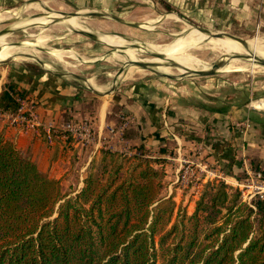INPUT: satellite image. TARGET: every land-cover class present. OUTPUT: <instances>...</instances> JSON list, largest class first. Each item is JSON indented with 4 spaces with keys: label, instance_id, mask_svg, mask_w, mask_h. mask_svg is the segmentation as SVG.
<instances>
[{
    "label": "trees",
    "instance_id": "trees-1",
    "mask_svg": "<svg viewBox=\"0 0 264 264\" xmlns=\"http://www.w3.org/2000/svg\"><path fill=\"white\" fill-rule=\"evenodd\" d=\"M17 87L1 89L0 110L17 109ZM137 149L126 168V153L104 150L99 173L66 198L0 134V264H264V198L247 203L223 180L206 181L194 211L173 220L154 166L164 158Z\"/></svg>",
    "mask_w": 264,
    "mask_h": 264
},
{
    "label": "crops",
    "instance_id": "crops-1",
    "mask_svg": "<svg viewBox=\"0 0 264 264\" xmlns=\"http://www.w3.org/2000/svg\"><path fill=\"white\" fill-rule=\"evenodd\" d=\"M163 1L186 18L218 26L229 25L235 19L248 25L256 16H264V0ZM121 2L116 8L121 9ZM67 23L85 28L77 20ZM68 76L47 69L33 72L17 67L2 78L4 85L11 81L25 90V97L33 103L34 113L44 126L66 119H88L92 123L96 140L83 148L62 137L48 144L43 127L22 133L0 118V134L60 184L82 187L83 172L101 148H106L105 143L109 144L106 138H116L118 146L131 145L137 150L142 145L150 157H163L164 162L154 166L164 169L163 182L169 190L165 197L173 195L175 201L187 202V211L192 212L202 184L185 190L175 183L181 157L206 162L216 176L234 188L252 169V159L264 157V95L248 106L236 96H226L214 84L202 87L191 82L139 80L124 82L112 94L96 98L98 104L92 109L78 80ZM206 88L213 90L209 93ZM233 90L238 91L236 86ZM248 91L245 89L246 98ZM250 94L254 96L255 90ZM259 103L261 107L257 108ZM123 123L126 125L120 134ZM75 169L82 172L79 179Z\"/></svg>",
    "mask_w": 264,
    "mask_h": 264
},
{
    "label": "rangeland",
    "instance_id": "rangeland-1",
    "mask_svg": "<svg viewBox=\"0 0 264 264\" xmlns=\"http://www.w3.org/2000/svg\"><path fill=\"white\" fill-rule=\"evenodd\" d=\"M151 1H153L154 4H152ZM119 2L122 4L121 9L116 8ZM163 2V0H0V31L5 28L35 24L34 27H29L25 30L19 29L5 35V37L0 38V48L1 46L8 45V43L37 40L39 46L19 45V52H26L27 54L31 53L37 58L39 57L38 59L44 64L40 65L32 59V61L29 59L25 60L21 57L12 60L1 58L0 89L4 87V84L2 83L3 76H5L11 68L24 67L25 69L33 72H38L42 69H49L57 72L75 73L87 78V83H83L80 79L68 76L75 81L78 80V84L84 89L83 94L85 98L91 101L90 104L92 105V109H95L98 104L96 98L101 96L103 97L105 93L112 94L110 89L113 85L116 88L124 82H134L139 80H157L176 83L184 82L185 84L191 82L196 86L201 84L202 87L214 84L218 85L219 90H221V92L226 96H231L232 98L236 96L235 98H238L239 102L244 101V103H247L248 106L253 100H259L260 97L264 95V65L262 64L249 69L244 67L243 70H219L214 75L207 76L182 73L179 69L168 66L170 72L167 73H172V75H170L174 77L168 78L166 76L156 74L150 69L128 64V61L134 60H147L152 63H166V61L159 59L156 55L152 54V49L150 48H147L150 53H133L129 52L130 49H126L125 56L122 55V52L117 51L116 54L110 55L107 59L97 62H84L95 61L109 53L111 49L110 46L106 44L107 42L111 44H119L112 41L102 42L97 38H91L79 32H72L71 28L78 30L84 29L80 24L72 25V23H67L66 26H64L61 23H55L46 28L36 27L43 26L44 24L50 22L47 21L49 15L52 17L50 13H68L81 9L109 13L122 17L127 21L138 22L144 26L146 24L145 27H149V30L135 28L133 26L117 22L109 17H79L80 20L75 18L72 20H77L81 24V21H83V25L86 29H88V31L90 30L93 34L117 36L124 35L131 39L132 42L128 43H134L137 45L144 43L147 44V46H153L154 49H162L168 45L180 43L181 45L189 48H181L178 52H174L167 56L180 64L182 68L196 67V69H202L205 64H213L216 62L220 58V54H222V52L219 53V51L213 49V44L210 41L204 39L201 35L194 33L192 30L195 29L190 27L191 25L187 21L207 28L213 32H228L244 39H248V41H253V38L260 37L262 39L261 45H264V16L261 18L256 16V18L251 20L253 22H249L248 25L247 23L245 24L235 19L229 25L218 26L208 23H199L184 16L183 19H179L176 15L170 14V12L172 11L177 14L180 13L175 10L171 4L164 2L171 7V10H168ZM162 14L166 15L163 19ZM172 16L176 17L174 18ZM183 30H189L190 32L182 33ZM182 35L184 36L181 38L180 36ZM200 39L202 42H200L199 45L198 42ZM220 40L237 43L226 38H220ZM48 50H58L61 51L62 54L60 57H56L55 55L50 54ZM232 50L233 49L230 48V51L233 53ZM8 56L10 57L11 55L8 54ZM80 58L84 61H81ZM239 64L240 63L237 65ZM230 65L225 68L230 67ZM234 86H236L238 91L233 90ZM92 88H95L98 94L94 93ZM247 88L250 91L255 90L256 94L251 96L250 91H248L246 98L245 89ZM19 90L21 89L18 87L15 89V92H17L15 93L16 97L25 98V95L19 96V93H21ZM211 90L213 89H205V91L209 93H211ZM256 107H260V103L256 105ZM115 108L116 107L114 106L113 109ZM123 132L121 133L123 134ZM106 140H109L110 145L105 143L106 148H101L100 153L89 163L87 169L83 172L84 178L90 172H94L95 175L99 173V168L102 166L101 156L104 150L117 152L118 154L126 153V159H122L125 168L133 160L132 155L139 154L138 149L135 150L134 148L136 147L131 145L118 146L116 138H106ZM70 142L76 143L72 139H70ZM78 146H82L83 148L85 147L81 144ZM143 154L145 157L150 158V155L146 152H143ZM251 167L253 170L257 171L264 170V157L252 159ZM158 168L161 169L160 167ZM75 170L74 175L77 174L76 179H79L82 172L80 171L78 173V171ZM82 187H78L73 184H60L61 192L66 195L68 194L66 198L77 194ZM166 188V181H162L161 195H164L165 192L167 193L169 191H167ZM201 190L202 188L200 191ZM168 197L172 198L174 201L173 220L177 217L178 213L186 212L187 214H191L195 209L196 200L194 202L193 211L188 212L187 202L184 204L182 201H175L173 199V195L167 196L166 198ZM55 215L56 213H54L51 218Z\"/></svg>",
    "mask_w": 264,
    "mask_h": 264
},
{
    "label": "built area",
    "instance_id": "built-area-1",
    "mask_svg": "<svg viewBox=\"0 0 264 264\" xmlns=\"http://www.w3.org/2000/svg\"><path fill=\"white\" fill-rule=\"evenodd\" d=\"M26 100V97H18L19 106L17 109L12 112L0 110V118L4 119L6 124L22 133L38 131L39 127H43L45 140L48 144H53L55 139L59 137L70 138L83 146H88L95 142L96 134L90 120H65L58 124L44 126L34 113L33 103ZM125 125V123L121 125V132ZM239 126L243 127V129L245 128L244 125L241 126L239 124ZM218 180L222 179L209 169V165L206 162H201L197 158L181 157L175 169V183L181 189H190L200 184L203 185L206 181ZM235 188L238 189L242 201L247 203H250L254 197L264 198V176L261 171L248 169L244 179Z\"/></svg>",
    "mask_w": 264,
    "mask_h": 264
},
{
    "label": "bare ground",
    "instance_id": "bare-ground-1",
    "mask_svg": "<svg viewBox=\"0 0 264 264\" xmlns=\"http://www.w3.org/2000/svg\"><path fill=\"white\" fill-rule=\"evenodd\" d=\"M52 15V17L49 15V18L47 19V21L52 20L53 18H59L57 23H61L62 25L66 26L67 22H70L73 18L80 20L79 17L74 16V15H66L61 17L59 13H50ZM170 14H174L176 15L179 19H181L175 12H170ZM166 15L162 14V19L165 17ZM176 16H172V17H176ZM61 17V18H60ZM161 21V20H160ZM82 24H84L83 21H81ZM159 22V21H158ZM142 26H144L142 24ZM146 26V24H145ZM144 26V27H145ZM192 27V26H190ZM71 28V27H70ZM148 28L149 27H145ZM193 28V27H192ZM72 32H90V30L88 31V29H86V27L84 29H74L71 28ZM195 29V28H193ZM194 33L201 35L204 39H207L208 41H210L213 44V49L222 52V54H220V58L218 59L220 62L219 67L221 68L220 70H230V69H236V70H243L244 67L246 69L249 68H254L256 66L261 65V62L264 63V61H262L260 58V56L264 57V45H261L262 39L260 37H255L253 38V41L250 40L249 42V46H245L242 43H233V42H226L223 40H220L219 38H211L209 36H207L205 33H202L198 30H192ZM186 35V34H185ZM184 35L180 36L181 38ZM5 37V35L0 36V38ZM122 38V39H120ZM222 39V38H221ZM100 41L102 42H107V41H112L114 43H118L117 44H111L109 42H107L106 44L109 45L111 48V51L109 53H107L106 55H104L102 58H99L95 61H84L83 59L80 58L81 61L84 62H97L100 60H104L107 59L110 55L116 54L117 50H114V47H122L123 50L122 55L125 56V51L126 49H130L129 52H133V53H137V52H145V53H150L149 49H152L153 51H157L160 54V57H157L159 59H162L164 61H166V63H154L153 66V70L156 72H163V73H167L170 72V69L168 66L170 67H175L177 69H179L182 73L191 71V70H196V67H192V68H182L180 64H178L177 62H175L174 60L170 59L167 55H170L174 52H178L181 48H185L186 46L181 45L180 43H176V44H171L168 45L162 49H154L153 46H147V44H134V43H128V42H132L131 39L125 37V36H117V35H106V34H102L100 35L99 38ZM200 41L198 42V44L200 45ZM19 45H29V46H39L38 41L37 40H29V41H22L19 43H10L8 45H4L1 46L0 48V59L1 58H7L6 60H12V59H16L18 57H21L23 59H29V60H33L35 62H37L38 64H40L39 62V57L37 58L36 56L32 55L31 53H26V52H19ZM147 46V47H145ZM189 48V47H186ZM230 48H232L233 53L230 51ZM50 54L55 55L56 57H60L62 52L58 51V50H48ZM230 52V53H229ZM248 52H251L252 55L251 56H243L245 54H247ZM11 55L10 57L8 56ZM15 55V56H14ZM217 55V54H216ZM242 55V56H241ZM31 60V61H32ZM167 60H171L172 63H170ZM243 60V61H242ZM147 61V60H146ZM245 61V62H244ZM238 63H240L239 65H237ZM262 63V65H263ZM231 64V65H230ZM213 64H205L203 66L202 69H206V68H210L212 67ZM228 68H225L227 66H229ZM237 65V66H235ZM198 67V66H197ZM235 67V68H233ZM199 69V68H198ZM181 73V74H182ZM172 75V73H170ZM175 75V74H174ZM261 107V106H260ZM258 108V107H257Z\"/></svg>",
    "mask_w": 264,
    "mask_h": 264
},
{
    "label": "water",
    "instance_id": "water-1",
    "mask_svg": "<svg viewBox=\"0 0 264 264\" xmlns=\"http://www.w3.org/2000/svg\"><path fill=\"white\" fill-rule=\"evenodd\" d=\"M172 12V11H171ZM60 16L63 17V16H66V15H74V16H77V17H109L117 22H120V23H124V24H127V25H130V26H133L135 28H140V29H146V30H149L148 28H145L144 26H142V24L138 23V22H132V21H127L125 19H123L122 17H118V16H115V15H112V14H109V13H105V12H99V11H88V10H76L74 12H59ZM177 14V13H176ZM180 18H184L181 14H177ZM60 17V18H61ZM58 19L59 18H53L52 20H50V22H48L47 24H44L43 26H36V27H41V28H46L48 27L49 25L51 24H55L58 22ZM193 28H195L196 30L202 32V33H205L207 36L211 37V38H226V39H229V40H233L237 43H242L243 45L245 46H249V42H248V39H244L242 37H239L237 35H234V34H231V33H228V32H224V31H217V32H213L207 28H204V27H201L199 25H196V24H193L192 22H189L187 21ZM35 24H30V25H27V26H17V27H10V28H5L3 30L0 31V36H3V35H7L13 31H16V30H19V29H22V30H25L26 28H29V27H34ZM190 31L189 30H183L182 33H189ZM81 34H85L86 36H89L91 38H97L99 39L100 38V35L102 34H93L92 32H79ZM124 36V35H122ZM127 37V36H125ZM10 44V43H8ZM111 48V47H110ZM114 50H117L119 52H121L123 50L122 47H114ZM152 54L156 55L157 57H160V54L159 52L157 51H151ZM252 53L251 52H248L247 54L243 55L244 57L245 56H251ZM242 56V55H241ZM262 61H264V58L261 57L260 58ZM1 61V60H0ZM169 61L170 63H172L171 60H167ZM40 65H44L40 60ZM220 61L217 60L216 62L213 63L212 67L208 68V69H196V70H191V71H188V72H185L187 74H194V75H214L215 73H217L221 68L219 67V63ZM263 62H261L262 64ZM128 64H133V65H137V66H141L143 68H147V69H150L152 70L153 72H155L156 74H159V75H163V76H166L168 78H174L173 76H171L170 74L168 73H163V72H156L153 70V66H154V63L152 62H149V61H146V60H134V61H128ZM264 65V63H263ZM48 71L52 72V73H55V74H58V75H66V76H73L75 78H78L80 80H83L85 82H87V78L83 77V76H80L78 74H75V73H69V72H57V71H53V70H49L47 69ZM115 88V86L113 85L110 89V92L113 91V89ZM92 91L96 94H98L97 90L95 88H92Z\"/></svg>",
    "mask_w": 264,
    "mask_h": 264
}]
</instances>
